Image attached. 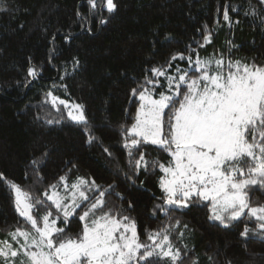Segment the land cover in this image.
Wrapping results in <instances>:
<instances>
[{
  "label": "trees",
  "instance_id": "16d2710c",
  "mask_svg": "<svg viewBox=\"0 0 264 264\" xmlns=\"http://www.w3.org/2000/svg\"><path fill=\"white\" fill-rule=\"evenodd\" d=\"M114 3L116 9L109 12L103 0H97L95 9L88 0H0V240L28 227L15 210L7 181L29 193L33 202L43 201L33 210L41 217L54 209L44 195L51 190L49 185L61 188L60 176H66L67 183L82 177L95 180L101 191L114 185L97 216L111 210L113 216L130 217L142 241L165 228L173 248L181 252L180 264H264V233L256 218L246 213L224 227L209 219L207 201L196 199L188 208L164 205L159 165L171 163L170 152L149 143L129 157L124 147V129L132 125L139 103L131 90L143 84L146 75L153 78V67L168 66L174 54L183 53L185 59L171 64L180 69L189 66L194 76L199 73L190 65L197 58H222L225 73L229 61L264 66V4L261 0ZM205 35H210V42L205 43ZM30 66L35 77L27 74ZM161 85L157 94L167 91L166 83ZM53 96L82 105L87 122L69 121L66 108L53 103ZM85 129L97 137L95 142L87 143ZM141 153H146L148 166L137 171L129 161ZM33 160L40 163L33 165ZM251 164L249 159L241 167L246 172ZM246 191L250 205L264 206V185ZM158 205L171 210L159 211ZM84 207L67 223L58 222L66 229L65 238L82 232L79 213ZM246 225L250 232L241 236ZM153 264L171 262L153 258Z\"/></svg>",
  "mask_w": 264,
  "mask_h": 264
},
{
  "label": "snow or ice",
  "instance_id": "6c2138e0",
  "mask_svg": "<svg viewBox=\"0 0 264 264\" xmlns=\"http://www.w3.org/2000/svg\"><path fill=\"white\" fill-rule=\"evenodd\" d=\"M103 2L109 12L117 7L114 0ZM261 3L264 4V0ZM88 4L95 9L97 0H88ZM224 20H229L227 9ZM204 41L210 42V35H205ZM178 58L183 60L185 56L183 53L174 54L166 62L168 67ZM213 63L215 69L212 68ZM190 66L199 75L190 78L191 74L179 67L176 69L178 76L168 75L163 67L150 70L153 77H165L167 80V91L160 92L158 99L153 98V90L160 81L147 75L143 84L131 90V96L138 95L140 103L134 123L124 129V147L129 149V157L142 144L149 143L170 152L173 158L170 166L159 165L169 177L160 180L165 194L164 205L188 208L197 198L210 201L212 215L209 219L224 227L239 220L247 210L250 217L256 218L260 233H264V206L251 207L246 191L249 186L264 185V66L229 61L226 75L222 58L215 61L197 58ZM27 74L35 77L37 72L30 66ZM146 85H152V90ZM56 99L52 97L53 103ZM75 108L78 113L69 112L71 119L86 123L83 106L77 104ZM85 132L87 143L97 140L88 129ZM104 151L108 152V149ZM145 156L146 153H141L138 159L129 163H134L137 171L141 167L146 170L148 162ZM249 159L252 164L245 172L241 165ZM39 163V160L32 161L33 165ZM59 182L70 192L67 198L70 203L62 202L65 198L56 190L58 184L49 185L53 191L51 195L47 192L44 195L58 211L62 210L65 223L76 210L88 205L79 217L85 221L82 232L65 238L66 229L56 226L57 221L50 219V211L41 217L33 215V208L42 205L43 201L33 202L29 193L16 183L7 181L14 195L16 212L31 225L36 235L20 228L10 233L13 240L23 237L24 243L14 249L7 241L3 242L0 258L4 264H15L13 258L21 254L26 259H21L20 264H153V258H166L171 264H180L181 252L173 248L165 228L149 235L148 239L154 241L150 246L139 241L136 225L130 217L119 213L113 216L111 210L96 215L104 208L105 197L114 185L110 184L101 191L95 180L82 177H77L69 185L67 177L60 176ZM96 192L99 195L93 200ZM156 208L165 213L171 210L163 205ZM41 223L42 227L39 226ZM249 232L246 225L240 235L248 236ZM180 235L183 237L182 232ZM157 237L162 238L157 240Z\"/></svg>",
  "mask_w": 264,
  "mask_h": 264
},
{
  "label": "rangeland",
  "instance_id": "374dc122",
  "mask_svg": "<svg viewBox=\"0 0 264 264\" xmlns=\"http://www.w3.org/2000/svg\"><path fill=\"white\" fill-rule=\"evenodd\" d=\"M202 61H205V60H202ZM178 67H180V66H178ZM166 69H167V74L168 75H170V76H178L179 74L177 73V71H176V69H177V67H175V66H173L172 64H171V67H168V66H166L165 67ZM212 68L213 69H215V65L213 64L212 65ZM184 70H189V66L188 67H186V66H184ZM180 74H182V73H180ZM227 73H225V75H226ZM191 77H195L194 75H191L190 76V78ZM154 79H157V80H159L160 81V83L159 84H157L156 85V88H155V90H153V98L154 99H158L159 98V93L157 94L155 91L157 90V88L159 87V86H161V84L163 83V82H165L166 83V87H167V80L165 79V77H163V79H161V77H153ZM148 87V86H147ZM150 90H152V85H150V87H148ZM182 88L184 89V90H186V86H183L182 85ZM163 92H166V91H163ZM136 98H137V100H138V102H139V96L137 95L136 96ZM181 99H182V95H181ZM63 100V99H62ZM53 101V100H52ZM60 99H56V101H55V103H60ZM63 101H65V103L64 104H62L65 108H66V113H67V117H68V120L69 121H71V122H74V123H77L76 121H73L72 119H71V117L69 116V112H72L73 114H77L78 113V110L75 108V105H77L78 103H76V102H71V101H67V100H63ZM140 103V102H139ZM139 103H138V107H139ZM176 106H178V103H177V105ZM168 116V115H167ZM164 120H165V126L167 125V121H168V118H166V117H164ZM133 123H134V121H133ZM132 123V124H133ZM131 127V126H130ZM165 131H167V129H165ZM171 159H173L172 158V156H171ZM172 162V161H171ZM171 164V163H170ZM170 164H167V165H164V164H162V165H164L165 167H169L170 166ZM161 165V164H160ZM172 166H174V165H172ZM159 169L162 171V173H163V175L161 176V178H160V180L162 179V178H165V179H167V178H169V177H167L166 176V174L164 173V171L160 168V166H159ZM244 178H246V177H244ZM69 185H71L72 183H68ZM159 186H160V182H159ZM61 188H57L56 190L59 192V194L62 196V197H64L65 198V201H62V202H68V203H70V200H68L67 198H68V196H70V192L68 191V190H66L65 188H64V186H63V184H62V186H60ZM161 188V187H160ZM162 189V188H161ZM163 190V189H162ZM52 191H53V189H51L49 192H48V194L49 195H51V193H52ZM90 195H92L91 193H90ZM46 199H47V196H46ZM198 199V198H197ZM48 200V199H47ZM199 200V199H198ZM51 202V201H50ZM208 203H209V205H210V208H211V203H210V201H207ZM52 203V202H51ZM251 207H261L262 205H250ZM53 207H54V209L53 210H51L50 212L52 213V215H51V217H50V219H54V220H56L57 221V227H63V225H59L58 224V222L59 221H61V220H63V212H62V210H57L56 209V207H55V205H53ZM86 207H88V205L86 206ZM86 207H84L83 209H82V211L79 213V217H80V215H82L83 214V212L85 211V208ZM33 210H34V208H33ZM33 210H32V212H33ZM246 213H247V210H246ZM33 215L35 216V214H34V212H33ZM211 215H212V213H211ZM58 216H59V218H58ZM23 218V217H22ZM255 218V217H254ZM24 219V218H23ZM90 219V218H89ZM27 222V221H26ZM83 222V225H84V223H85V221H82ZM28 223V222H27ZM39 226L40 227H42L43 225H42V223L41 224H39ZM20 229H22V230H24V231H28V232H30V233H32V235H36V233L34 232V230L31 228V225L28 223V227H26V228H20ZM16 231V229L14 230V231H12V232H15ZM12 232H10V233H12ZM136 232H137V230H136ZM151 234H154V233H151ZM150 234V235H151ZM129 235H131V233H129ZM138 236V235H137ZM263 236H264V234H263ZM148 237H149V235H148ZM148 237H147V239L145 240V241H142V240H140L139 238V241L140 242H142V243H145V244H148V245H152L153 243H154V241H152V240H149L148 239ZM162 237H157L156 239L157 240H159V239H161ZM17 240L19 241V243H17ZM17 240H13L12 239V237L10 236V235H8V236H6V237H4L3 238V240H0V247H3L4 245H3V242L4 241H7L8 242V244H10V245H12V247L14 248V249H18L19 247H20V245L21 244H23L24 243V239H23V237H17ZM3 262H4V260H3V258H0ZM21 259H26L24 256H23V254H21L20 256H18L17 258H13V260L15 261V264H20V260Z\"/></svg>",
  "mask_w": 264,
  "mask_h": 264
}]
</instances>
